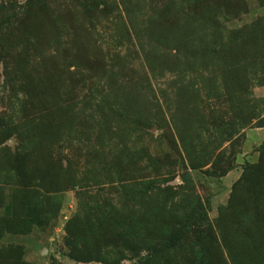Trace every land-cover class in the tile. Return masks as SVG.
<instances>
[{
    "label": "rangeland",
    "instance_id": "obj_1",
    "mask_svg": "<svg viewBox=\"0 0 264 264\" xmlns=\"http://www.w3.org/2000/svg\"><path fill=\"white\" fill-rule=\"evenodd\" d=\"M0 264H264V0H0Z\"/></svg>",
    "mask_w": 264,
    "mask_h": 264
}]
</instances>
